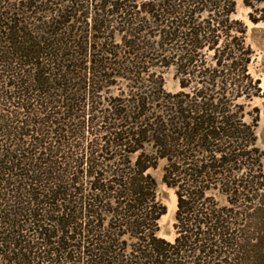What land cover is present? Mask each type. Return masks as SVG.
I'll return each instance as SVG.
<instances>
[{"label":"trees","instance_id":"1","mask_svg":"<svg viewBox=\"0 0 264 264\" xmlns=\"http://www.w3.org/2000/svg\"><path fill=\"white\" fill-rule=\"evenodd\" d=\"M242 1L264 24V0ZM238 3L0 0V264H264Z\"/></svg>","mask_w":264,"mask_h":264},{"label":"rangeland","instance_id":"2","mask_svg":"<svg viewBox=\"0 0 264 264\" xmlns=\"http://www.w3.org/2000/svg\"><path fill=\"white\" fill-rule=\"evenodd\" d=\"M264 7V5H263ZM249 9L244 6L242 0H239L236 17L244 20L248 25V42L254 50V60L250 65V71L256 79H260L261 87V97H255L254 100L250 102L251 108L257 107L260 109V124L258 128L259 134V145L264 150V24H254L249 20L248 14ZM174 71L168 70L166 74V87L169 91H178L180 86L177 81L174 80ZM162 170L163 165H161L157 170L152 171V174L156 177L159 183V195L161 199L168 206V213L161 220L160 234L165 236L169 240H174L175 238V213L177 209V198L175 193L168 189L167 186L162 181Z\"/></svg>","mask_w":264,"mask_h":264}]
</instances>
